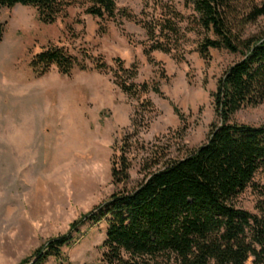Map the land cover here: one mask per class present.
Masks as SVG:
<instances>
[{
    "label": "rangeland",
    "instance_id": "obj_1",
    "mask_svg": "<svg viewBox=\"0 0 264 264\" xmlns=\"http://www.w3.org/2000/svg\"><path fill=\"white\" fill-rule=\"evenodd\" d=\"M113 1L139 20L148 21L159 10V0ZM263 1L254 2L261 6ZM161 2L185 18L180 27L186 30L191 13L184 0ZM250 11L248 0L238 4L240 18ZM0 24V264H32L42 247L67 235L75 221L159 169L158 159H179L203 145L211 125L218 124L212 94L225 72L241 60L239 53L213 50L205 63L197 53L202 38L189 32L182 45L185 61L153 52L159 65H151L143 55L148 40L141 25L120 18L99 21L81 5L69 7L54 24L41 23L31 7L2 9ZM236 33L242 40L264 37V16ZM50 46L65 47L88 69L63 76L52 67L37 77L31 58ZM97 58L112 70V61L119 58L127 70L136 66L135 83L159 85L163 97L153 91L146 96L158 115L137 135L132 136L131 126L137 101L114 84L112 72L90 69ZM232 121L264 125V103L242 109ZM125 136H131V169L127 183L117 186L111 165ZM263 178L262 172L255 176L237 197V208L257 214ZM105 230L104 223L86 224L73 234V244L62 249L61 261L49 258L45 264H99Z\"/></svg>",
    "mask_w": 264,
    "mask_h": 264
},
{
    "label": "trees",
    "instance_id": "obj_2",
    "mask_svg": "<svg viewBox=\"0 0 264 264\" xmlns=\"http://www.w3.org/2000/svg\"><path fill=\"white\" fill-rule=\"evenodd\" d=\"M254 1L248 0L251 11L240 18L237 7L242 0H184L191 16L183 31L180 24L185 18L161 0L158 12L148 21L139 20L127 9H117L113 0H0V10L16 6L36 9L43 24H54L69 7L81 5L87 15L99 21L120 18L141 25L148 40L143 55L154 66L159 64L151 57L153 52L185 61L182 45L189 32L202 38L197 53L205 63L213 50L241 55L212 94L218 124L211 125L206 142L179 159L162 163L158 159L155 165H160L159 169L147 174L133 190L112 194L75 221L67 235L44 245L32 264H45L49 258L61 261L62 249L74 242L73 234L78 235L86 224L100 223L106 230L99 264H264V184L258 189L257 214L235 204L255 176L264 174V125L232 121L242 109L264 103V37L242 40L236 33L264 16V1L261 6ZM3 33L4 25L0 24V39ZM112 63L114 70L97 58L90 69L112 72L114 84L137 101L131 120L134 136L158 115L146 97L148 93L163 94L158 84L150 87L134 82L135 65L127 70L119 58ZM29 66L37 77L48 74L52 67L63 76L88 69L63 46L47 47L31 58ZM160 75L166 79L163 71ZM173 110L180 118L178 108ZM130 138L125 136L118 154L113 155L111 179L117 186L129 179Z\"/></svg>",
    "mask_w": 264,
    "mask_h": 264
}]
</instances>
